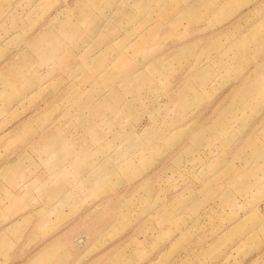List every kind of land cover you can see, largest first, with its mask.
Segmentation results:
<instances>
[{
	"label": "rangeland",
	"instance_id": "rangeland-1",
	"mask_svg": "<svg viewBox=\"0 0 264 264\" xmlns=\"http://www.w3.org/2000/svg\"><path fill=\"white\" fill-rule=\"evenodd\" d=\"M86 1L0 0V264H264V0Z\"/></svg>",
	"mask_w": 264,
	"mask_h": 264
},
{
	"label": "crops",
	"instance_id": "crops-1",
	"mask_svg": "<svg viewBox=\"0 0 264 264\" xmlns=\"http://www.w3.org/2000/svg\"><path fill=\"white\" fill-rule=\"evenodd\" d=\"M90 1V0H88ZM88 1H86V3H88ZM94 1L96 4H97V8H103L104 5H115L117 0H92ZM139 4V9L140 10H143V9H146L148 8V4L152 1V2H155V1H158L159 0H136ZM168 1V0H166ZM76 7H74L73 9L76 10V13L78 15V17H80L79 20H82L85 24H89L91 25V28H90V33L92 35H95L96 33H98V31L100 30V28L103 27V24H104V19H102L100 16L97 15L96 13V9L94 11H92L90 9V7L85 4V3H79L77 5H75ZM209 6V4L207 5ZM120 8L122 9V13L121 14H124L123 11H125L127 13V15L129 14L128 11L125 10V7L124 6H120ZM72 9V10H73ZM71 10V11H72ZM73 10V11H75ZM169 9H167V7H163L162 5L160 6V9H158L159 12H162V15H164V12H167ZM73 11H72V14H73ZM173 14V13H172ZM170 13H167L166 16H169ZM170 17V16H169ZM79 22V21H78ZM74 23L73 21H71L70 19L66 21L64 27H63V30L61 28V32L65 34H68L69 35V38H74L77 34H79L80 32V23ZM63 26V25H62ZM64 31V32H63ZM86 40L89 39V37H85ZM7 89L9 90L10 88L7 87Z\"/></svg>",
	"mask_w": 264,
	"mask_h": 264
}]
</instances>
